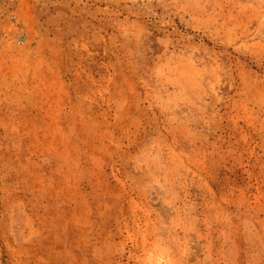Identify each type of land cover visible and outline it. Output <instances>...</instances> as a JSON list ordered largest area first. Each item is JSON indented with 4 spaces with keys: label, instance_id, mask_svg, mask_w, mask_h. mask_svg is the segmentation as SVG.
I'll use <instances>...</instances> for the list:
<instances>
[{
    "label": "rangeland",
    "instance_id": "374dc122",
    "mask_svg": "<svg viewBox=\"0 0 264 264\" xmlns=\"http://www.w3.org/2000/svg\"><path fill=\"white\" fill-rule=\"evenodd\" d=\"M0 264H264V0H0Z\"/></svg>",
    "mask_w": 264,
    "mask_h": 264
}]
</instances>
